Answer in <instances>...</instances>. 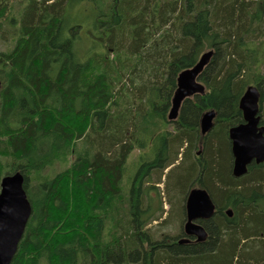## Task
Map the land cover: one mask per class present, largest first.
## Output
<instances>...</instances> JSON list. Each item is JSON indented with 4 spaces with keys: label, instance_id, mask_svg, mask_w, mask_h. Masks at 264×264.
<instances>
[{
    "label": "trees",
    "instance_id": "1",
    "mask_svg": "<svg viewBox=\"0 0 264 264\" xmlns=\"http://www.w3.org/2000/svg\"><path fill=\"white\" fill-rule=\"evenodd\" d=\"M208 52L204 94L168 121L179 74ZM0 81V183L21 173L32 206L11 264H264V167L233 177L229 139L249 86L264 126V0H0ZM167 169L182 220L156 239L143 183ZM192 189L215 206L203 242L183 229Z\"/></svg>",
    "mask_w": 264,
    "mask_h": 264
},
{
    "label": "water",
    "instance_id": "2",
    "mask_svg": "<svg viewBox=\"0 0 264 264\" xmlns=\"http://www.w3.org/2000/svg\"><path fill=\"white\" fill-rule=\"evenodd\" d=\"M210 57L211 52L203 54L193 68L179 74L168 121L176 120L185 99L204 94L205 88L198 82V76ZM259 102L258 89L249 86L239 102L243 123L229 130L233 156L232 175L235 178L246 175L248 167L253 163L264 167V126L261 125ZM215 117L213 110L203 114L200 120L202 135L213 128ZM23 186L24 177L19 172L3 177L0 183V264H11L32 214V206ZM214 212V203L206 190H190L185 200V235L203 242L206 232L197 221L210 219ZM227 215L231 217V210L227 211Z\"/></svg>",
    "mask_w": 264,
    "mask_h": 264
},
{
    "label": "rangeland",
    "instance_id": "3",
    "mask_svg": "<svg viewBox=\"0 0 264 264\" xmlns=\"http://www.w3.org/2000/svg\"><path fill=\"white\" fill-rule=\"evenodd\" d=\"M88 27L86 26V29ZM152 157V147L148 145L143 150H135L130 156L127 161V166L125 169V175H124V190L126 193H128L131 180L133 178V175L135 173L136 164H140L147 160V158ZM178 162H175V165H177ZM64 167V165H62ZM57 170H61V167H57ZM169 169L165 170V174L161 176L160 183L156 184V175H151V182L147 184L146 181L143 183V193L144 195L151 200L152 206L156 211L159 212L160 203L162 204V213L161 218L158 220H155L152 222L151 231H153V235L156 239H161L163 236H175L180 231V222L182 220V215L180 212L181 204L183 202V191H179V193L176 194L175 191L167 188H165V178L167 172ZM183 170H178L177 172H174L171 175V179H174L176 177V174L179 172H182ZM51 174V172L48 170L44 172L42 175H48ZM155 184V185H154ZM155 186L154 189L152 186ZM158 187V191L156 190ZM148 200V199H147ZM144 202H146L144 200ZM172 205V207L170 206ZM155 232V233H154ZM45 264V263H43Z\"/></svg>",
    "mask_w": 264,
    "mask_h": 264
},
{
    "label": "flooded vegetation",
    "instance_id": "4",
    "mask_svg": "<svg viewBox=\"0 0 264 264\" xmlns=\"http://www.w3.org/2000/svg\"><path fill=\"white\" fill-rule=\"evenodd\" d=\"M185 218H186V213H185ZM175 239H184V240H188V237L184 236L183 238H175Z\"/></svg>",
    "mask_w": 264,
    "mask_h": 264
}]
</instances>
